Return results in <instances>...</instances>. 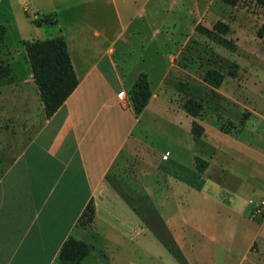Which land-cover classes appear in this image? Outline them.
Listing matches in <instances>:
<instances>
[{
	"label": "crops",
	"instance_id": "obj_1",
	"mask_svg": "<svg viewBox=\"0 0 264 264\" xmlns=\"http://www.w3.org/2000/svg\"><path fill=\"white\" fill-rule=\"evenodd\" d=\"M203 9H211V0H63L62 6L44 15L51 18L49 23L37 25L32 20L38 29L57 26L33 39L64 37L79 83L48 116L27 49L26 71L17 74L11 65L10 77L0 83V264H56L68 239L89 242L88 228L79 225L89 205L94 209L92 228L106 242L103 247L89 243V254L78 264H99L102 259L109 264L115 259L109 251L114 235L105 233L104 224L129 241L133 255L138 245L153 246L152 240L166 249L173 242L193 250L196 237L189 224L199 213L196 205L210 200L211 247L222 226L249 225L251 238L237 264H264V217L253 218L252 210L250 216L245 213L250 204L247 194L264 197V162L258 164L255 178L243 181L232 173L236 154L244 149L264 158V92L253 110L257 126L245 132L248 137L258 136L260 145L242 135L222 137L218 124L225 110L215 106L211 138L207 131L197 140L192 124L198 118L173 107L180 98H193L199 84L194 40L199 38ZM146 31L149 35L143 39ZM135 39L147 42L140 45L142 52L153 47L154 55L163 58L159 80L151 85V97L140 115L119 93L128 94L141 74L148 79L149 75L139 69L128 81L116 61L117 54L132 56ZM144 56L140 54L143 61ZM224 85L211 88L231 99L222 91ZM154 129L178 145L172 163L167 162L168 150L162 152L148 140ZM222 138L224 143L219 144ZM123 153L137 157L144 169L135 181L140 189L111 178V169ZM200 158L208 163L203 171L197 168ZM201 181L211 182V198ZM153 200L156 213L151 211ZM109 201H121V207L132 213L137 203H143V236H139L142 231L136 237L134 230L123 231L111 223L103 213ZM220 216L225 218L222 224Z\"/></svg>",
	"mask_w": 264,
	"mask_h": 264
},
{
	"label": "rangeland",
	"instance_id": "obj_2",
	"mask_svg": "<svg viewBox=\"0 0 264 264\" xmlns=\"http://www.w3.org/2000/svg\"><path fill=\"white\" fill-rule=\"evenodd\" d=\"M62 1L0 0V24L6 30L5 40L0 47V63H9L17 74L26 71L27 53L24 41L41 38L44 33H50L57 28V26L47 25L44 27L45 29H38L32 20H35V17H39L38 20L42 23L50 22L51 18L44 15L49 14V11L53 10L54 7L62 6ZM158 12L160 13L161 10H158ZM178 15L179 11L175 12L174 17ZM200 15L202 21L197 26L199 38L194 40V44H197L198 47L197 75L199 84L193 98H180L179 101L181 102L173 104V107L177 111L185 110L191 116L198 118L192 124V133L198 136L197 140L207 135V131L211 138V110L215 106L218 109L222 107L225 110V115H221L222 117L218 124L219 133L222 137L229 138L232 135L239 138L242 135L244 139L253 138L256 141L255 143L260 145L261 141H259L258 136L249 135L248 137V135H245V132L247 129H255L257 126L258 122L252 116L254 114L253 110L257 108L256 101L261 98V91L264 92V32L263 35L260 34L264 30V6L251 0H241L237 5H230L224 0H211V9L209 11L207 9L201 10ZM196 16L194 15V20ZM59 17H63V14L60 13ZM218 21L229 25V31L225 37L238 45L236 51L228 49L202 33V27L213 29ZM146 33L147 31L143 32V39H145L144 35ZM147 34L149 35V33ZM141 44L144 45L147 42L135 39L132 44V56L123 58L117 54L116 61L118 62L120 71L125 73L128 81L133 77L135 71L140 69L148 73L149 79L152 82L150 84L154 85L161 75L160 70L163 58L154 55L155 51L153 47L147 48L146 46V50L142 52L140 49ZM143 53H145L144 61L140 57V54ZM212 82H220L219 86L225 84L222 91L230 96L231 99L222 94L215 93L211 88ZM177 88H181L180 84ZM130 93L131 91L128 94ZM259 96L260 98H258ZM236 100H240L245 106L236 103ZM153 126L154 128L157 127L156 124H153ZM262 128L264 129V126ZM156 133L157 130L154 129L148 140L150 143L158 145L162 152L168 150L171 153V159L167 162L172 163L179 150L178 145ZM200 143H206V141H200ZM223 143L224 139L222 138L219 144ZM261 145L264 146V142ZM236 157L238 158L234 160L236 165L232 173L236 174L238 179L243 181L247 178H255L258 164L260 161L264 162V158L261 155L248 149L242 150V153L236 154ZM184 159L186 161L187 158L184 156ZM243 161H247L248 163L244 164L242 163ZM207 165L208 163L205 159L200 158L197 160L199 171H203ZM143 170L137 162V157L123 153L121 158L112 167L110 175L114 180L132 183L133 186L140 189V185L135 181L138 180L139 176H143ZM148 174L153 175L152 171ZM150 179L154 180L155 176ZM204 183V191L211 198V192L213 191L211 189V182ZM159 193L160 190L156 194ZM154 197L153 199H155ZM246 199L258 200L260 196L257 195L250 198V195L247 194ZM155 201L153 200L154 205L151 206L153 213L157 212V208L155 207L157 203ZM210 201L206 203L201 202L196 205L195 208L199 210V213L192 217L189 224V232L193 237H196V246L193 250L184 245L179 247L173 242L166 249L163 246L160 247V245L155 246L152 240L153 246L146 248L143 245H138L136 246V254L133 255L131 254V250H129V241L127 239H124L120 234L118 235L112 227L105 224L104 226L102 225L107 235L111 237L114 235V244L111 243L112 246L109 247V251L114 252L116 256L109 264H197V259H201L207 264H237L247 241L251 238L252 227L249 225L243 226L236 222L233 225L225 226V228L222 226L223 229L221 228L215 234L216 244L211 247ZM120 202L109 201L103 213L104 215L106 214L117 229L123 231L134 230V235L137 237L139 233L141 234V226L143 227L144 225L143 203H137L138 208H136V212L132 213V211L121 207ZM244 205L246 206L245 202ZM252 209L253 206L247 203L245 207L247 216ZM252 212L251 216L253 218L259 219L264 217H255ZM90 216L91 214L88 212L79 224L81 227L88 228L86 238L89 242H84L89 247V243L103 247L106 239L93 230V222ZM218 219L221 224L225 220L223 216H220ZM196 222L198 223V227H196ZM143 233L142 231V234L139 236H143ZM152 235L154 237L155 234L153 233ZM116 243L117 245L122 244L123 247L117 246ZM56 264L78 263L58 259ZM99 264H104V260L102 259ZM105 264L108 263L105 262Z\"/></svg>",
	"mask_w": 264,
	"mask_h": 264
},
{
	"label": "trees",
	"instance_id": "obj_3",
	"mask_svg": "<svg viewBox=\"0 0 264 264\" xmlns=\"http://www.w3.org/2000/svg\"><path fill=\"white\" fill-rule=\"evenodd\" d=\"M230 5H237L241 0H224ZM264 6V0H251ZM37 25L49 22H41L35 19ZM229 31V25L218 21L213 29L202 27V33L206 34L217 43L236 51L238 45L227 39L225 35ZM264 30L260 32L263 35ZM5 27L0 24V47L5 40ZM29 59L31 61L34 76L39 86L44 108L48 116L53 115L67 100L78 86V78L71 60L67 43L62 36L48 39H33L24 41ZM12 68L9 63H0V83L9 78ZM208 79V78H207ZM214 86H219L220 82H212ZM130 101L137 115L146 107L151 94V84L145 74H141L130 89ZM195 138L198 136L193 133ZM90 212V219H94V209L89 205L82 218ZM81 218V219H82ZM90 252V247L84 241L75 238L68 239L61 248L59 259L80 263Z\"/></svg>",
	"mask_w": 264,
	"mask_h": 264
},
{
	"label": "built area",
	"instance_id": "obj_4",
	"mask_svg": "<svg viewBox=\"0 0 264 264\" xmlns=\"http://www.w3.org/2000/svg\"><path fill=\"white\" fill-rule=\"evenodd\" d=\"M119 97L121 98V100H123L125 103H128L130 102V98L128 96V94L126 93L125 90H122L120 93H119ZM249 203L250 205L253 206V209H252V214L255 216V217H262L264 216V197L258 199V200H255V199H250L249 200Z\"/></svg>",
	"mask_w": 264,
	"mask_h": 264
}]
</instances>
